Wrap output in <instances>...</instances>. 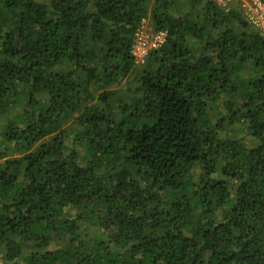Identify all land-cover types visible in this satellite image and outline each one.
Returning <instances> with one entry per match:
<instances>
[{
	"label": "trees",
	"instance_id": "1",
	"mask_svg": "<svg viewBox=\"0 0 264 264\" xmlns=\"http://www.w3.org/2000/svg\"><path fill=\"white\" fill-rule=\"evenodd\" d=\"M0 252L264 264V33L214 0H0Z\"/></svg>",
	"mask_w": 264,
	"mask_h": 264
},
{
	"label": "built area",
	"instance_id": "2",
	"mask_svg": "<svg viewBox=\"0 0 264 264\" xmlns=\"http://www.w3.org/2000/svg\"><path fill=\"white\" fill-rule=\"evenodd\" d=\"M219 4L231 3L238 5L239 9L247 19L248 23L256 30L264 33V0H214ZM145 21L135 33V43L133 46V55L136 62H145L149 52L164 44L167 33L165 31L155 30L148 33L145 29Z\"/></svg>",
	"mask_w": 264,
	"mask_h": 264
},
{
	"label": "rangeland",
	"instance_id": "3",
	"mask_svg": "<svg viewBox=\"0 0 264 264\" xmlns=\"http://www.w3.org/2000/svg\"><path fill=\"white\" fill-rule=\"evenodd\" d=\"M215 2L217 4H219L217 1H215ZM219 5H221V4H219ZM230 5L232 6L231 3H227L226 5L225 4H222V6H228V7H230ZM146 20L147 21H146L145 29L148 30V33H151L153 31V28H154V26H153V20H152L151 17H147ZM135 64H136V69L138 68V70L136 72H134L129 78H127L122 85H125L126 82H131V80L135 77V74H137L139 72V70H141L143 68V66H144L145 63L144 62H142V63L136 62V59H135ZM76 115L77 114L75 113L73 115V117L76 116ZM82 228L84 229L85 226L83 225ZM86 233H91L92 236L93 235H95V236L99 235L98 234V229L91 227V225L90 226L89 225H86ZM0 264H11L9 262L8 263H4L3 262V258H2L1 252H0ZM19 264H22V263H19Z\"/></svg>",
	"mask_w": 264,
	"mask_h": 264
}]
</instances>
